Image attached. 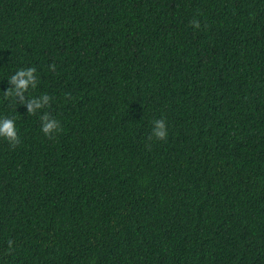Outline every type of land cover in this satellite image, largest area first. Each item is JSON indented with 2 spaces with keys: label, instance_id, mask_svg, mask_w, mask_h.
<instances>
[{
  "label": "trees",
  "instance_id": "1",
  "mask_svg": "<svg viewBox=\"0 0 264 264\" xmlns=\"http://www.w3.org/2000/svg\"><path fill=\"white\" fill-rule=\"evenodd\" d=\"M0 115V264H264V0H0Z\"/></svg>",
  "mask_w": 264,
  "mask_h": 264
},
{
  "label": "clouds",
  "instance_id": "2",
  "mask_svg": "<svg viewBox=\"0 0 264 264\" xmlns=\"http://www.w3.org/2000/svg\"><path fill=\"white\" fill-rule=\"evenodd\" d=\"M190 24L194 31L201 28L198 19H192ZM9 82L13 85L10 88V94L16 97H23L24 93L29 88L35 89L38 81L35 67H26L17 69L10 77ZM51 100V97L42 93L39 96H31L27 102L28 114H34L37 110L44 109ZM60 128V123L55 118L49 116L47 112L40 116V130L46 135H50ZM168 136V126L164 119H155L152 121L151 138L156 140H165ZM0 139L6 140L12 144L19 142L18 129L15 120L0 115ZM7 251L10 253L13 250L14 242L11 239L7 240Z\"/></svg>",
  "mask_w": 264,
  "mask_h": 264
}]
</instances>
